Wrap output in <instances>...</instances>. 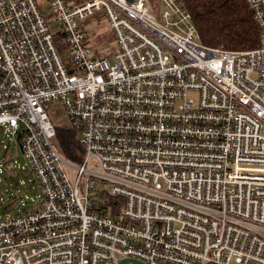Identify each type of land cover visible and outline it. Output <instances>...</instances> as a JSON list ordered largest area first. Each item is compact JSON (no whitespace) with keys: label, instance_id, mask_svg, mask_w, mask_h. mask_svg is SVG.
Listing matches in <instances>:
<instances>
[{"label":"built area","instance_id":"obj_1","mask_svg":"<svg viewBox=\"0 0 264 264\" xmlns=\"http://www.w3.org/2000/svg\"><path fill=\"white\" fill-rule=\"evenodd\" d=\"M158 1L159 18L149 0H0V128L40 190L0 216V264H264V0H246V51L203 45L180 0ZM99 12L113 63L89 38ZM51 101L80 164L56 146ZM101 192L124 199L118 217Z\"/></svg>","mask_w":264,"mask_h":264},{"label":"trees","instance_id":"obj_2","mask_svg":"<svg viewBox=\"0 0 264 264\" xmlns=\"http://www.w3.org/2000/svg\"><path fill=\"white\" fill-rule=\"evenodd\" d=\"M180 2L191 14L203 45L230 51L254 50L259 47L260 30L246 0H180ZM53 33L58 50L65 56L67 48L62 43L63 35L57 29ZM55 130V143L63 157L72 164H80L84 158V151L79 143L77 131L68 125L56 126ZM99 196L104 200L99 205V210L112 217L121 214L125 205L122 197L112 196L106 192H101Z\"/></svg>","mask_w":264,"mask_h":264},{"label":"rangeland","instance_id":"obj_3","mask_svg":"<svg viewBox=\"0 0 264 264\" xmlns=\"http://www.w3.org/2000/svg\"><path fill=\"white\" fill-rule=\"evenodd\" d=\"M41 8L49 11L46 0H41ZM155 6V15L159 18L163 6L158 0H149ZM51 24L56 30L55 21ZM90 31V40L94 48L100 51V55L108 57L114 62L116 42L109 21L104 14L97 13L87 26ZM47 111L54 126L68 125L69 119L65 107L57 102L47 103ZM11 165V168L8 166ZM40 204V190L35 182V176L26 162L19 143L6 135L0 128V216L17 215L31 211Z\"/></svg>","mask_w":264,"mask_h":264},{"label":"water","instance_id":"obj_4","mask_svg":"<svg viewBox=\"0 0 264 264\" xmlns=\"http://www.w3.org/2000/svg\"><path fill=\"white\" fill-rule=\"evenodd\" d=\"M125 263H126V261H125V260L121 262V264H125Z\"/></svg>","mask_w":264,"mask_h":264}]
</instances>
